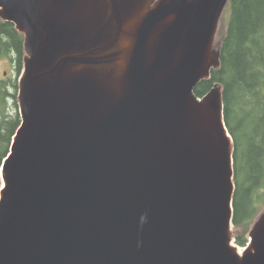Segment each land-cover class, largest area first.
Here are the masks:
<instances>
[{
  "label": "water",
  "instance_id": "95a60500",
  "mask_svg": "<svg viewBox=\"0 0 264 264\" xmlns=\"http://www.w3.org/2000/svg\"><path fill=\"white\" fill-rule=\"evenodd\" d=\"M0 0L24 34L0 264H264L233 245L215 38L230 0Z\"/></svg>",
  "mask_w": 264,
  "mask_h": 264
},
{
  "label": "trees",
  "instance_id": "16d2710c",
  "mask_svg": "<svg viewBox=\"0 0 264 264\" xmlns=\"http://www.w3.org/2000/svg\"><path fill=\"white\" fill-rule=\"evenodd\" d=\"M219 32L220 66L195 92L203 97L215 86L222 88L225 123L234 142V239L245 247L264 206V0H230ZM24 56V34L0 18V59L9 57L20 73ZM15 89V81L0 79V173L21 123L18 112H10L9 101L17 103L9 90ZM2 185L0 174V192Z\"/></svg>",
  "mask_w": 264,
  "mask_h": 264
},
{
  "label": "rangeland",
  "instance_id": "374dc122",
  "mask_svg": "<svg viewBox=\"0 0 264 264\" xmlns=\"http://www.w3.org/2000/svg\"><path fill=\"white\" fill-rule=\"evenodd\" d=\"M225 12V11H224ZM223 16V15H222ZM222 19V17H221ZM221 22V20H220ZM219 29H220V23H219V27H218V31H217V34H216V38H215V44L216 42L219 40L220 38V32H219ZM23 70V68H22ZM22 71L20 73H18L17 71V67L15 65H13L11 59L9 57H3L0 59V79H5L7 82L10 81V79H12L13 81H15L18 85V82H19V78H20V75H21ZM9 93L11 95H16V97L18 96V89L14 90V91H11L9 90ZM16 105L14 104L13 101H9V105H10V112L13 114V113H16L18 112L19 114V105H18V102H17V99H16ZM20 116V114H19ZM264 217V206L263 208L260 210L258 216L256 217L255 221H254V224L252 227H254L255 223L257 224L262 218ZM233 234H234V238H235V228L233 227ZM250 241V236L248 237V241L247 243ZM233 245L235 247L238 248L239 252H243L244 248L243 247H240L238 246L236 243H235V239L233 241Z\"/></svg>",
  "mask_w": 264,
  "mask_h": 264
},
{
  "label": "flooded vegetation",
  "instance_id": "af4514ba",
  "mask_svg": "<svg viewBox=\"0 0 264 264\" xmlns=\"http://www.w3.org/2000/svg\"><path fill=\"white\" fill-rule=\"evenodd\" d=\"M161 0H149V2L146 5V8L148 9H152L153 7H155ZM19 84V82H18ZM17 89H18V85H17ZM17 102H18V96L16 97Z\"/></svg>",
  "mask_w": 264,
  "mask_h": 264
}]
</instances>
